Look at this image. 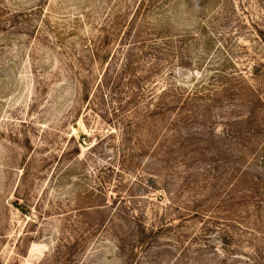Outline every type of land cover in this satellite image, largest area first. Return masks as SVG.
<instances>
[{
  "label": "rangeland",
  "instance_id": "obj_1",
  "mask_svg": "<svg viewBox=\"0 0 264 264\" xmlns=\"http://www.w3.org/2000/svg\"><path fill=\"white\" fill-rule=\"evenodd\" d=\"M0 264H264V0H0Z\"/></svg>",
  "mask_w": 264,
  "mask_h": 264
}]
</instances>
